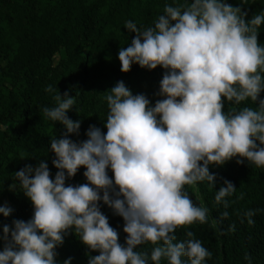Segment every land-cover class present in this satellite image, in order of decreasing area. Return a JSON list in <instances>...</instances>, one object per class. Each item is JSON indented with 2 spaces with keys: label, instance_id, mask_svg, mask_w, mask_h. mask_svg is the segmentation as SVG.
<instances>
[{
  "label": "clouds",
  "instance_id": "9594fccd",
  "mask_svg": "<svg viewBox=\"0 0 264 264\" xmlns=\"http://www.w3.org/2000/svg\"><path fill=\"white\" fill-rule=\"evenodd\" d=\"M246 15L225 0H184L166 4L147 28L125 23L124 28L136 35L118 52L120 70L127 73L133 64L165 69L158 93L163 99L151 106L145 95H133L117 82L104 97L106 133L90 126L87 139L76 143L67 134L78 133L80 121L66 115L75 98L67 91L53 96L54 106L42 112L66 129L63 138L50 140L58 171L51 179L47 164L40 163L14 174L18 185L9 188L24 193L33 215L27 222L14 220L11 231L3 227L0 264H55V249L69 229L99 253L88 264H205L211 258L192 232L177 241L178 228L208 219V208L194 205L185 186L207 182L213 187L215 176L209 167L234 157L243 158L237 164L246 159L264 168V99L256 108L222 111L225 101L252 104L264 91V45L257 40L264 11L247 22ZM45 91L55 90L47 86ZM80 167L86 169L87 183L65 186L66 178ZM235 190L225 180L215 202L227 208L226 197ZM101 201L124 221L123 246L100 211ZM11 212L6 204L0 206V215ZM244 215L252 225L255 211ZM227 216V211L222 213V218ZM148 244L154 246L150 253L136 250ZM244 259L251 264L247 255ZM64 264H71V258Z\"/></svg>",
  "mask_w": 264,
  "mask_h": 264
},
{
  "label": "trees",
  "instance_id": "16d2710c",
  "mask_svg": "<svg viewBox=\"0 0 264 264\" xmlns=\"http://www.w3.org/2000/svg\"><path fill=\"white\" fill-rule=\"evenodd\" d=\"M225 2L246 12V22L264 11V0ZM180 3L184 0H0V206L6 204L12 209L8 217L0 215V251L5 246L3 227L7 225L11 231L14 220L27 222L33 215V206L24 193L18 187L9 188L13 183L18 185L14 174L26 166L35 169L40 163L47 164L51 179L58 171L52 163L55 155L50 140L63 138L66 129L45 118L43 107L54 106L53 96L58 92L63 96L67 91L70 98H75L66 115L73 122L80 121V128L67 138L80 143L87 139L85 133L90 126L106 133L104 97L117 82H123L133 95H145L154 106L163 99L158 93L166 70L133 64L127 73L121 72L118 52L130 46L136 35L124 25L131 21L147 28L163 14L166 4ZM257 40L264 45V25L258 30ZM47 86L55 91L46 92ZM259 99H264V91L252 104L248 101L234 106L225 101L222 111L256 108ZM237 159L243 158L209 167L215 176L213 187L202 182L184 188L194 205L207 207L209 212L206 223L178 228L177 241L187 239L185 233L192 232V238L211 253L205 264H248L246 255L251 264H264V168L250 165L246 159L237 164ZM85 170L80 167L73 177L66 178L65 186L86 184ZM106 171L112 178L111 170ZM225 180L236 189L226 197L227 208L214 199ZM98 206L123 246L127 234L122 217L102 201ZM250 210L255 211L252 225L244 215ZM225 211L228 216L222 218ZM230 226L234 230L230 231ZM153 247L141 245L136 250L150 253ZM55 251V264H64L69 258L71 264H88L91 257L99 255L83 245L72 229Z\"/></svg>",
  "mask_w": 264,
  "mask_h": 264
}]
</instances>
